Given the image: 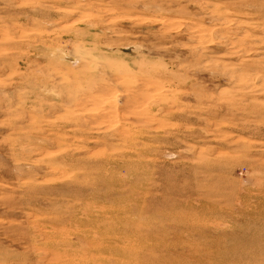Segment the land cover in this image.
<instances>
[{"label":"rangeland","instance_id":"374dc122","mask_svg":"<svg viewBox=\"0 0 264 264\" xmlns=\"http://www.w3.org/2000/svg\"><path fill=\"white\" fill-rule=\"evenodd\" d=\"M0 264H264V0H0Z\"/></svg>","mask_w":264,"mask_h":264},{"label":"bare ground","instance_id":"6f19581e","mask_svg":"<svg viewBox=\"0 0 264 264\" xmlns=\"http://www.w3.org/2000/svg\"><path fill=\"white\" fill-rule=\"evenodd\" d=\"M81 100V99H80ZM81 108V107H80ZM101 111V110H100Z\"/></svg>","mask_w":264,"mask_h":264}]
</instances>
